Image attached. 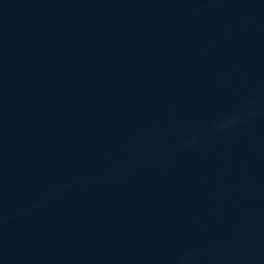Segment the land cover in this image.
Instances as JSON below:
<instances>
[{"label":"water","instance_id":"obj_1","mask_svg":"<svg viewBox=\"0 0 264 264\" xmlns=\"http://www.w3.org/2000/svg\"><path fill=\"white\" fill-rule=\"evenodd\" d=\"M124 0H0V35L19 31Z\"/></svg>","mask_w":264,"mask_h":264}]
</instances>
